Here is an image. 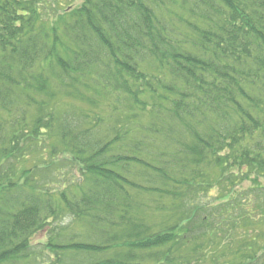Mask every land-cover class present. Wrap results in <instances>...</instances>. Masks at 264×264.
<instances>
[{"label":"trees","instance_id":"16d2710c","mask_svg":"<svg viewBox=\"0 0 264 264\" xmlns=\"http://www.w3.org/2000/svg\"><path fill=\"white\" fill-rule=\"evenodd\" d=\"M46 5L0 0V264H264V0Z\"/></svg>","mask_w":264,"mask_h":264},{"label":"rangeland","instance_id":"374dc122","mask_svg":"<svg viewBox=\"0 0 264 264\" xmlns=\"http://www.w3.org/2000/svg\"><path fill=\"white\" fill-rule=\"evenodd\" d=\"M46 1H47V5H46V7H47V14H46L47 18L45 17V14H44V9H43L44 3H42L43 7H41L39 9V12H40V17L42 19H46V21H48L50 23L52 21V19L53 20L57 19V16H55L56 13L61 14L64 10L70 11L72 9H75L82 3L83 0H46ZM56 3H58V9H57V6L55 7ZM54 12H55V14H54ZM38 156H36V157H38ZM47 161H49V160H47ZM32 162H30L28 165H26V167L30 166V164ZM56 162H57V160H55V163ZM48 170L50 173H52L54 168L51 167ZM63 172L65 174V171H63ZM71 177H77V175H69L68 177L64 176L62 178V180L69 184V182L71 181ZM45 180H48V177H45ZM50 180H51V177H50ZM51 185L53 187H56V184L54 182H51ZM256 186L264 187V179H259L257 184H254L251 182L249 184L245 183L242 185L241 189L244 188L243 189L244 191H248L249 189L256 188ZM256 192H258V191L249 190V192L247 194L248 199H246V197L244 196L243 201H245L246 203H249V204H251L252 202H256L257 201Z\"/></svg>","mask_w":264,"mask_h":264}]
</instances>
